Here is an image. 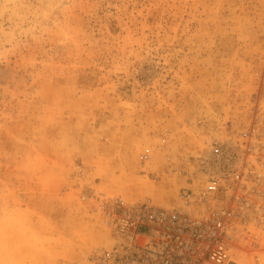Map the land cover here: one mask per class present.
Masks as SVG:
<instances>
[{
    "label": "rangeland",
    "instance_id": "obj_1",
    "mask_svg": "<svg viewBox=\"0 0 264 264\" xmlns=\"http://www.w3.org/2000/svg\"><path fill=\"white\" fill-rule=\"evenodd\" d=\"M250 126L264 154V0H0V264H88L104 200L180 206Z\"/></svg>",
    "mask_w": 264,
    "mask_h": 264
},
{
    "label": "built area",
    "instance_id": "obj_2",
    "mask_svg": "<svg viewBox=\"0 0 264 264\" xmlns=\"http://www.w3.org/2000/svg\"><path fill=\"white\" fill-rule=\"evenodd\" d=\"M257 133L250 126L232 140L214 141L200 186L184 188L180 206L104 200L111 245L92 251L88 264H235V238L264 224V154Z\"/></svg>",
    "mask_w": 264,
    "mask_h": 264
}]
</instances>
